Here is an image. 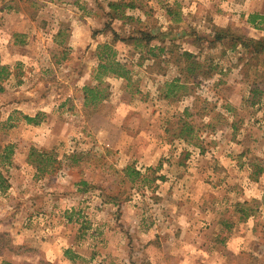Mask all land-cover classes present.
I'll return each instance as SVG.
<instances>
[{
	"label": "rangeland",
	"instance_id": "374dc122",
	"mask_svg": "<svg viewBox=\"0 0 264 264\" xmlns=\"http://www.w3.org/2000/svg\"><path fill=\"white\" fill-rule=\"evenodd\" d=\"M256 13L264 0H0V264H264ZM185 52L211 75L189 80Z\"/></svg>",
	"mask_w": 264,
	"mask_h": 264
},
{
	"label": "trees",
	"instance_id": "16d2710c",
	"mask_svg": "<svg viewBox=\"0 0 264 264\" xmlns=\"http://www.w3.org/2000/svg\"><path fill=\"white\" fill-rule=\"evenodd\" d=\"M113 8L116 9L117 4H111ZM257 19H259V22H257ZM248 21L255 25L258 26L260 23L264 24V14H250ZM142 37L141 39H147V41L151 40V37L146 35L145 33H141ZM217 38L215 40L219 41L223 39V34H217L216 36ZM247 42L245 40L242 41V44L244 46H253L254 50L259 53L263 47V43L264 40H255L252 38H248L246 39ZM157 48V47H156ZM164 48L159 47V50L162 51ZM155 55V54H154ZM185 56V61H186V65H185V72H186V76L187 78L190 80L192 79V77L195 79H197L199 76H203V77H208L210 76V72L208 70H203V72H199V69L201 68V63L197 60V58L189 52H185L184 53ZM108 57V56H106ZM101 67H104L105 69H107V65L106 64H101ZM7 71H5V69L3 68L2 71H0V77H5L7 75ZM120 75H125L124 72H118ZM3 75V76H2ZM185 83L181 82V78H175L174 80H172V82L170 83H166V93L164 95V97L169 98L172 96H175L178 94V92L180 91L181 88H186ZM96 89V88H95ZM252 92V98H251V105H255L256 103H258V97L259 95H261L263 93L262 90H260V88L256 87L253 88L251 90ZM97 91L93 90L92 95L94 97H96ZM189 109H186L184 112L188 113ZM26 119L28 121H33L35 118L34 117H30L27 116ZM194 131V126L190 123L185 121L184 122V126L183 129L181 130V134H186L187 136L190 135L192 132ZM13 150L11 146H5L0 150V191H4L8 188L9 183H8V178L7 176L3 173L2 171V167L4 165H6L7 163H10L11 161V156H12ZM264 172V168H259V170L257 171L256 175L258 177L259 174ZM127 174L129 176L131 175H136L139 176L141 175V173L138 170H135L133 168H128V172ZM256 179V176L254 177ZM145 179H149V176H145ZM151 180L153 181L154 178H151ZM85 183V182H84Z\"/></svg>",
	"mask_w": 264,
	"mask_h": 264
}]
</instances>
